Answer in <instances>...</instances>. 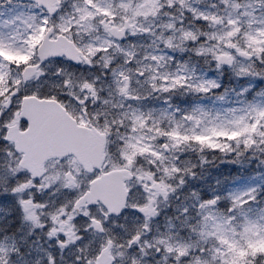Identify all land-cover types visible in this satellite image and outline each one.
<instances>
[{"label": "snow or ice", "instance_id": "1", "mask_svg": "<svg viewBox=\"0 0 264 264\" xmlns=\"http://www.w3.org/2000/svg\"><path fill=\"white\" fill-rule=\"evenodd\" d=\"M106 6L99 3V0H82V3L73 5L74 14L71 17H66L64 14L57 15L63 13L64 0H34L33 4L28 6L29 11L20 16V21L26 26L25 31L20 33L23 37V45L10 46L5 42L6 38L0 36V65L7 66L9 69L15 68L14 73H9L6 82H0V137L6 135V139L14 142L15 145V150L8 151L5 158L0 160V191L10 194L14 206L22 213L24 220L43 227L44 225L40 222L41 216L47 215L52 222L60 224L61 231L69 240L74 239L76 220L78 218L87 219L88 225L92 226L98 235L91 256H83V264H115L117 259L114 252L116 241L106 228L110 218L121 215L125 208L131 207L143 214L146 221L143 228L150 231L147 221L156 215L151 196L147 203L141 204L138 201L129 203V196L134 194L128 191L123 179L124 176L131 174L128 171V166L134 165L135 161L141 157L132 151L136 145L131 143V138H126L125 147L121 153L127 165L122 166L115 162L106 163L108 160L105 150L108 143L106 140L109 134L108 127H99L93 122V117L85 119L86 108L78 116L74 110L66 108L56 95H50L48 91L42 90V84L47 83L49 76L46 69L51 66L50 62L55 61L56 58L67 59L77 64L82 62L91 64L94 58L100 57L104 66L110 70L114 77L117 90L130 99H139V96L130 95L132 76L127 73L133 72L137 83L140 82L141 77L149 82L154 77L150 78L146 75L145 69L135 61L133 53L125 52L116 36H108L103 31L107 27L102 23L106 17L97 13L98 8ZM120 7L130 9L127 0H122L121 4L116 5L114 11ZM232 7L239 8L241 5L233 3ZM118 19H120L119 16H114L113 23ZM15 23L16 20L8 21L5 22V26ZM228 23L234 25L235 21L230 19ZM168 27L171 28L172 25H168ZM91 29H94L99 35L93 37ZM85 33L88 35L87 40ZM117 35L120 39L125 38L120 33ZM190 35L191 33H185V36ZM101 36H104L105 39H101ZM239 37L240 32H237L236 38ZM164 44L171 49L172 45L168 41H164ZM114 49H119L122 52V64H113ZM9 53L13 57L20 56L23 63L15 64L13 60L6 59ZM196 54L211 55L219 67L223 64L232 65L238 53L235 48L219 46L217 50L198 48ZM259 57L264 62V50H261ZM151 59L156 60L157 58L152 56ZM130 63H137V67L124 69L123 65ZM55 75L63 78L62 82L65 86H72V74L67 73L64 68H57ZM33 80L39 82L35 88L30 83ZM122 81L123 84H121ZM151 87L155 89L157 85L151 83ZM188 87L193 91L208 92L212 88L218 87V84L215 80L202 79L199 83L188 84ZM79 88L92 91L95 95V84L86 78L80 80ZM162 90L168 91L169 89ZM256 96L264 98V92L257 93ZM42 99L47 101V104L41 106L50 108L53 114L52 118L61 123L71 134L79 135V130L87 123L89 130L93 133L95 147L92 152L82 151L76 143H65L56 149H34L33 141L44 133L43 117L37 107V101ZM244 111L248 117L247 125L254 126L264 132V124L258 122L264 120V99L254 98L251 101H246ZM185 118L191 119L190 116ZM137 120H140L141 123L148 122V118L142 119V114L134 112L131 118H126L121 123L126 130L130 126L131 131L134 132ZM164 135L165 137L175 135V130L166 131ZM255 141L256 137L253 136L252 143L246 147L245 151L255 147ZM3 142V139H0V143ZM164 147L167 145L165 144ZM52 160L55 161L57 167L53 168L54 175L49 179L70 191L79 192L75 199L67 200L56 208H50L49 204L32 196L33 190L38 187L37 178L48 171V163ZM177 160L179 157H176L174 161L166 162L154 160L148 170H139L145 190L150 191L147 183L150 181L151 188L166 196L170 187L167 178L174 174L190 171L180 167L176 163ZM254 192L255 188L249 187L225 194L233 204L229 213H235V215L229 217L223 215V218L232 223L237 230L247 231L253 224L252 217L249 215L253 209L247 205L250 201L255 200ZM193 195L199 199L197 193ZM220 198L217 195L214 198L203 200L201 208L209 213L217 210L216 205ZM238 219L241 222L236 224ZM52 234L54 233H50V235ZM9 240L10 238L5 236L0 241V252L8 245ZM58 243L63 246L65 241L58 240ZM145 244H148L149 247L152 246L144 239L140 230L133 232L127 241L129 248L139 246L143 249ZM157 245L159 246H156V252L163 250L165 253L175 256L177 264H208L207 257L211 250L203 246L196 251L187 243L180 241L172 243L163 238L157 241ZM120 248L123 249L124 245L121 244ZM125 255L124 251L119 252L121 264H123ZM77 259L81 260V257H77ZM243 260L244 264H264V249L252 253L245 250ZM131 264H139V262L132 258ZM215 264H222V261L217 258Z\"/></svg>", "mask_w": 264, "mask_h": 264}, {"label": "rangeland", "instance_id": "2", "mask_svg": "<svg viewBox=\"0 0 264 264\" xmlns=\"http://www.w3.org/2000/svg\"><path fill=\"white\" fill-rule=\"evenodd\" d=\"M78 3H82V0H64V12H74L73 5ZM99 3L107 6L98 8L97 14L105 16L107 20H113L114 16H119L117 24L120 25L125 20L130 23L137 22V27L143 34L142 40L145 41V47L148 49V63L140 67L145 69L148 77H154V79H150V82L145 79L140 80L139 83L136 81V88L140 89L141 84L146 82L144 89H149L148 92L152 93L151 83H155L159 90L167 92V96L151 98L158 102L148 107V128L145 123L137 120L135 121V131L126 137H130L131 143L136 145L132 151L141 157H147L143 166L151 167L154 160L166 162L174 161L176 157H179L184 168L198 171L200 179L210 176L219 177L221 183L224 180L229 181L228 188L232 191L242 189L252 182L259 184L258 173L252 171L254 165L248 164V160H251L253 156L249 155L247 160L242 159L248 150L241 151V148L245 150L252 143L253 136L256 137L255 147L257 149L264 147V132L254 126L247 125L248 117L244 111L245 102L254 98L229 100L226 103L231 106L226 107L204 102V97L198 96L201 92L193 91L188 87L190 83H199L202 77L197 71L195 62H189L191 58L185 41H190V36H185V33L182 35L177 29L181 25L189 27L195 25L199 30L200 38L207 41L201 48L217 50L219 46H224L235 48L237 51L244 50L252 54L253 57H258L261 50H264V0H185L187 7L184 9V17L175 20L174 23L169 17L161 16L156 19L153 16L156 11L154 0H127L130 9L120 7L115 11V6L121 4L122 0H99ZM233 3H239L241 7L233 8ZM29 5L31 4L0 0V36H4L5 42L10 46L23 45L24 43L20 33L25 31L26 26L20 21V16L29 11ZM66 17L70 16L66 15ZM230 19L235 21L234 25L228 23ZM12 20H16V23L5 26V22ZM213 20H218V23L214 25ZM168 25H172V27L170 28ZM90 31L93 37L99 35L94 29ZM103 31L107 33V28H104ZM237 32H240L238 39L236 38ZM84 35L87 40V33ZM107 35L109 36L108 33ZM101 39H105V37L101 36ZM164 41H168L172 45L171 49L165 46ZM123 50L129 51L125 47ZM119 55L122 59V52L115 49L113 51L114 64H118ZM152 56H156L159 60L156 64L151 60ZM6 59L13 60L15 64L23 63L20 56L13 57L10 53ZM243 60L235 58L234 64L237 71L244 68L251 70L254 67L251 64L243 63ZM49 68L50 73H56L57 68H64L68 73L67 66L59 63L51 64ZM160 68H164V70H161L158 76L154 75L153 71H159ZM124 69L127 68L124 67ZM10 72L14 73L15 68L9 69L7 66L0 65V82H6ZM157 79L160 80V83L157 82ZM163 79H167L168 83L161 82ZM164 88L169 90H162ZM176 89L179 90L174 91ZM176 92L183 93L184 100H188L183 110L179 112V116L178 113L175 114V109L168 104L175 101L171 95ZM255 99L264 98L257 97ZM134 112L141 114L138 106L130 107L124 112L123 119L131 118ZM183 114L186 117L192 116L193 121L184 120L181 116ZM258 122L264 124V120ZM163 125L167 132L175 130V135L165 137L160 128ZM145 130L148 131V138L152 140L151 142H145L142 134ZM122 131L127 132L128 130L122 129ZM160 137L169 146L170 152H172L171 156H166L162 148L152 143L154 139ZM205 148L219 150L221 156L227 153L235 155L231 159L213 162L214 158L201 155ZM123 150L124 148L121 153ZM205 187H215V185L207 183ZM215 191L218 195L223 194L219 189H215ZM212 192L213 189L210 188L201 189L204 198L210 197ZM194 193L196 192H192L191 196L195 197ZM14 211L15 207L10 194L0 191V218L11 216ZM200 215L203 217L202 219L193 216L174 219L165 217L167 222L163 224V227L159 224L153 226L150 240L157 242L163 238L172 243L180 241L189 244L196 251L203 246L211 250L207 257L208 264H215L217 258L222 261V264H244L243 253L245 250L252 253L264 249V211L256 209L249 213L253 224L247 231L237 230L232 223L223 218V213L219 209L211 213L202 211ZM240 222L238 219L235 223L239 224ZM134 227V225H120L113 231L123 238L125 233L133 230ZM96 240L97 236L94 234L91 243L94 245ZM148 259L153 258L148 257ZM153 264H177V260H173V255L157 254Z\"/></svg>", "mask_w": 264, "mask_h": 264}, {"label": "clouds", "instance_id": "3", "mask_svg": "<svg viewBox=\"0 0 264 264\" xmlns=\"http://www.w3.org/2000/svg\"><path fill=\"white\" fill-rule=\"evenodd\" d=\"M133 7H136V5H133ZM154 7L156 11L153 16L156 19L165 16L169 17L174 23L175 20L184 17V9L187 5L185 0H154ZM61 14H64V10L63 13H58L57 15ZM129 15L131 16V13ZM177 31L181 32L182 35L191 33L190 41H185V45L189 50V57L191 58L189 62H195L197 71L201 74L203 80H215L218 84V87L198 94V96L202 95L204 97V102L226 107L231 106L226 103L229 100L253 99L257 98V93L264 92V62L261 61L259 56L254 57L250 61L243 60V63L254 66L251 70L244 68L237 71L235 64H223L218 67L214 57L211 55H196V49L201 48L207 41L200 38L199 30L195 25L192 27L181 25ZM121 35H124V33H121ZM116 39L119 41L120 37ZM50 63L67 65L74 71L84 73L85 75L82 79L86 78L95 84L94 95L92 91H85L75 86H65L62 82V77H55L59 84L53 90L48 91V93L56 95L66 108L74 110L78 116L86 108L87 116L85 119L93 117V122L99 127L107 126L109 134L106 137L108 142L105 149L108 157L106 163L115 162L126 166L127 162L122 158L121 150L125 146L126 137L131 135L132 131L130 126L127 132L122 131L125 127L121 122L124 121V112L132 107L134 102L121 94L112 84L113 77L111 72L104 66L100 57L94 58L91 64L87 62L77 64L62 58H56L55 61ZM135 103L139 104L141 102L135 101ZM117 104H119V107L116 106ZM0 139L4 141L0 143V160H2L8 151L15 150V145L14 142L6 139V135L0 137ZM241 151L244 152L245 150L241 148ZM201 155L214 158L213 162H215L222 159H231L235 154L227 153L221 156L219 150L205 148ZM249 155L253 156V158L248 160V164L254 165L252 171L258 173L260 182L259 184L256 182L249 183L242 189L255 188L254 195L256 198L250 201L247 206L253 210H264V147L259 149L256 147L250 148L245 152L242 159L247 160ZM146 159L147 157H140L135 161L134 165L128 166V171L131 174L124 176L123 183L127 186L128 191L134 194L129 196L130 204L136 201L141 204L147 203L149 197H153L152 202L156 215L150 217L147 221L150 225V231L143 228L146 222L143 214L138 213L131 207L125 208L121 215L113 216L107 221L106 228L116 241L114 252L117 259L115 264H121L120 251L126 253L123 258V264H131L132 258H135L139 264H153L157 254L166 255L167 253L163 251L156 252L157 242L150 240L153 226L159 224L163 227V224L167 222L165 217L174 219L193 216L194 218L200 217L202 219L203 217L200 215L203 211L201 203L203 200L217 196L215 189H219L223 193L219 195L221 198L217 202L216 207L225 217L235 215V213H229V209L233 207V204L231 199L225 195L232 191L228 188L229 181L224 180L221 183L219 177L212 176L200 179L197 170L181 172L168 177L167 183L170 187L166 196L157 193L155 189L151 188L150 181L147 182L150 191L145 190L139 170L146 171L149 169V167L143 166V162ZM176 163L184 168L180 159ZM53 175V168L48 166V171L37 178L38 187L32 192L34 198L38 197L49 204L50 208H56L67 200L75 199L79 195L78 191H70L59 183L50 180L49 177ZM82 179L84 178L82 177ZM207 183L213 184L215 187H205ZM202 188L213 189L212 195L204 198L201 193ZM192 192H196L199 195V199L191 196ZM97 208H99V205H97ZM40 222L44 225L43 227L33 225L31 222L24 220L22 213L16 207L11 216L0 218V241L5 236L10 238L8 245L0 252V264H83V256H91L94 247L91 241L93 235H98V233L95 232L92 226L88 225L87 219L78 218L76 220L74 239L72 240H69L63 234L60 224L52 222L47 215H42ZM120 225H134L135 227L125 233L122 238L113 231ZM136 230L142 232L144 239L152 245L151 247L148 244H145L143 249L139 246L133 248L127 246L129 237ZM50 233L54 234L50 235ZM58 240L65 241L64 245L61 246ZM121 244L124 245L123 249L120 248ZM77 257H81V260H78ZM148 257L153 259H148ZM173 260H176L175 256H173Z\"/></svg>", "mask_w": 264, "mask_h": 264}, {"label": "flooded vegetation", "instance_id": "4", "mask_svg": "<svg viewBox=\"0 0 264 264\" xmlns=\"http://www.w3.org/2000/svg\"><path fill=\"white\" fill-rule=\"evenodd\" d=\"M73 14H74V12H64L65 16L67 15V16L71 17ZM102 23L107 25L106 28L108 30V33L110 32V30L113 27H116L118 29L123 30L124 31V37L126 39L124 41H119V43L123 47L127 48L130 52L133 53V55L135 57V61H137L139 63V66H145L148 63V49H146V47H145L146 46L145 41L142 40L143 34L140 32V29L137 27V24L135 22L129 24L127 21H124L123 24L120 25V24H117V20L115 21V23H113V20H108V21L103 20ZM117 60H119L117 62L118 64H122V61H121L122 59H121L120 55H119ZM158 61L159 60L156 59V62H158ZM55 64H57V63H55ZM123 67H126L127 69L128 68L135 69L137 67V63H130L127 65H123ZM67 69H68V73L72 74V86L79 87V82L85 74L81 73V72L74 71L69 66H67ZM149 70L151 71V68H149ZM161 70H164V68H160L159 71L154 70L153 71L154 75L158 76L159 73L161 72ZM46 71L49 73V76L47 78V83L42 84V90L51 91L58 86L59 81L55 78V77H57L55 75V73L49 72L50 71L49 67L46 69ZM127 74L132 76V80H131L132 92L130 93V95L139 96V99L134 100V99H130L129 97H127V98L134 102L132 107L138 106L140 108V113L142 114V118H148V105L151 103H154V102L155 103L158 102L157 100H151V98L155 97V96H161V97L167 96V92H163L156 87L155 89H153L152 93H149L148 92L149 89L148 90L144 89V88H146V84H147L146 82L141 84L140 89H137L136 88L137 83H136L134 73L128 72ZM143 79H144V77L140 78V80H143ZM159 81L160 80L157 79V82H159ZM161 82L168 83V80L163 79V80H161ZM30 83H31L32 87L35 88L36 84L39 82L33 80ZM112 84L116 87V84L114 82V78L112 79ZM121 84H123V81L121 82ZM178 90H174V91H178ZM180 96H181L180 92H177V102L178 103L180 101V99H178ZM135 101H140L141 103L137 104V103H135ZM180 105L181 104H178V107H180ZM116 106L119 107V104ZM183 117H184V115H183ZM191 121L192 120H190L189 122H191ZM145 126L148 128V122L145 123ZM196 128H197V126H196ZM83 129L89 130L87 123H85V126L83 127ZM87 133H89L93 137V133L91 131H89ZM142 134L144 135L145 142L148 143V131L145 130L142 132ZM157 143H159V145H161L162 143H164V141L159 139L157 141ZM169 155L170 154L168 153V156ZM48 166L51 168V167H55L57 165H56L55 161L52 160L48 163Z\"/></svg>", "mask_w": 264, "mask_h": 264}, {"label": "water", "instance_id": "5", "mask_svg": "<svg viewBox=\"0 0 264 264\" xmlns=\"http://www.w3.org/2000/svg\"><path fill=\"white\" fill-rule=\"evenodd\" d=\"M13 1H30L34 2V0H13ZM113 35L117 37V34L113 32ZM240 57H243L247 60L251 59V55L245 52H238ZM42 104H47V101L40 100L37 101V107L41 112L43 117L44 124V133L40 137L36 138L33 141V147L35 150H43V149H56L60 145L65 143H76L78 144L82 151L92 152L94 150V141L93 137L84 130H79V135L71 134L68 130H66L61 123L55 121L52 116V110L48 107L41 106Z\"/></svg>", "mask_w": 264, "mask_h": 264}]
</instances>
